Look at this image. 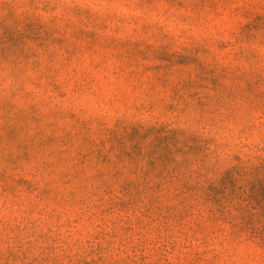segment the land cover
<instances>
[{
    "label": "rangeland",
    "instance_id": "rangeland-1",
    "mask_svg": "<svg viewBox=\"0 0 264 264\" xmlns=\"http://www.w3.org/2000/svg\"><path fill=\"white\" fill-rule=\"evenodd\" d=\"M0 264H264V0H0Z\"/></svg>",
    "mask_w": 264,
    "mask_h": 264
}]
</instances>
